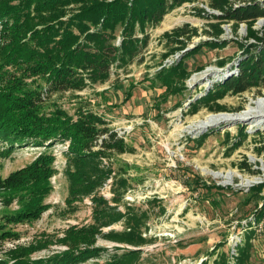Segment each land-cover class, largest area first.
<instances>
[{"label":"rangeland","instance_id":"rangeland-1","mask_svg":"<svg viewBox=\"0 0 264 264\" xmlns=\"http://www.w3.org/2000/svg\"><path fill=\"white\" fill-rule=\"evenodd\" d=\"M198 8L219 14L208 7L206 0L186 2L167 13L159 25L148 29L150 40L143 60L130 65L126 73L119 69V75H112L106 83L54 93L46 100V110L57 104L72 115L80 107L93 111L124 138L131 150L112 153L103 160L113 173L96 194L108 199L125 216L134 214L141 218L139 231L147 239L146 244L133 246L98 237L95 247L99 251L73 264H110L116 254L136 249L138 258L132 264H237L236 250L244 244L250 230L254 233L248 264H264V211L260 210L264 187L260 196L252 192L264 184V118L262 123H257L258 118L240 119L213 124L204 130H189L195 120L219 112L239 113L264 95V87L253 86L240 94L227 92L208 106L199 103L196 112L190 111L191 103L230 75L243 57L240 44L253 40L245 39L244 23L235 27L225 20L220 22L222 31L216 35L214 26L219 20L202 15ZM263 25L264 21L258 19L254 28L261 34ZM178 28L186 31L187 39L182 45L165 36ZM207 41L221 44L213 47ZM200 45L199 50L192 52ZM167 51L169 55L163 56ZM180 60L189 72L185 87L181 93L162 100L164 89L158 84L150 85L147 78ZM204 134L206 137L198 146L196 140ZM237 141L240 145L234 146ZM67 145L68 142L56 141L41 149L19 146L0 156V178L30 163L42 150L55 156L56 170L50 179L52 190L44 200L49 208L41 217L4 223L19 238L0 240V264L7 263L3 250L18 244L45 241V247L32 253L33 258L67 249L59 242L64 231L70 226L92 223L91 196L67 200ZM214 172L221 176H214ZM246 179L250 184L245 183ZM113 190L121 196L117 204L112 201ZM18 208L16 200L8 206L0 200V220ZM256 212L261 219L249 223ZM124 220L103 227L102 231L122 230Z\"/></svg>","mask_w":264,"mask_h":264},{"label":"trees","instance_id":"trees-1","mask_svg":"<svg viewBox=\"0 0 264 264\" xmlns=\"http://www.w3.org/2000/svg\"><path fill=\"white\" fill-rule=\"evenodd\" d=\"M193 1L198 0H0V156L19 146L46 148L56 141L68 142L67 200L91 196L93 203L92 223L70 226L59 238L67 249L33 258L32 253L45 247V241L27 246L18 244L3 250L6 264L80 262L99 251L95 247L98 237L133 246L147 243L139 231L141 218L134 214L125 216L110 205L108 199L96 194L113 173L103 160H108L112 153L131 150L124 138L93 111L80 107L72 115L57 104L46 110V100L54 93L106 83L112 75H119V69L126 73L130 65L143 60L150 40L148 29L159 25L174 8ZM206 1L208 7L219 14L205 8L197 10L219 20L214 26L216 35L222 31L221 21L232 22L235 27L244 23L245 39L253 42L240 44L243 57L234 66L235 71L191 103L192 113L199 109V103L208 106L227 92L240 94L253 86L264 87V33L254 28L258 19L264 21V0ZM185 35L183 28L165 33L167 40H175L180 45L185 43ZM206 43L213 47L221 44ZM169 51L163 56L169 55ZM188 75L180 60L161 67L147 81L150 85H160L164 89L160 97L167 100L170 95L183 91ZM205 137L206 134L196 140L198 146ZM239 142L233 145H240ZM261 147L264 151V144ZM54 161L52 153L42 150L30 163L0 178L1 203L8 206L16 200L19 205L15 213L2 216L0 240L19 238L18 233L6 228L4 223L37 220L49 208L44 200L52 190ZM121 183L126 186L125 180ZM263 187L264 184H260L252 192L260 196ZM112 193V201L117 204L121 196L116 190ZM261 200L260 210L264 211L263 196ZM255 214L249 223L261 219L257 217L259 213ZM123 218L124 229L102 231L103 227ZM252 233L254 231L250 230L244 244H239L236 250L237 264H248ZM136 250L116 254L110 264H132L138 258Z\"/></svg>","mask_w":264,"mask_h":264},{"label":"bare ground","instance_id":"bare-ground-1","mask_svg":"<svg viewBox=\"0 0 264 264\" xmlns=\"http://www.w3.org/2000/svg\"><path fill=\"white\" fill-rule=\"evenodd\" d=\"M230 69L226 70L229 71ZM232 72V71H231ZM230 74V73H229ZM228 75V74H227ZM253 105L249 106L247 109L239 112V113H227V112H219L214 114L206 115L203 119L195 120L190 126L189 130H204L206 127L218 124L220 122H234L240 119L243 120H251L257 119V123H262L261 119L264 118V95L258 96L254 101ZM42 147H37V149H41ZM254 159V158H252ZM214 176H221L220 172H214ZM250 180L246 179L245 183L250 184Z\"/></svg>","mask_w":264,"mask_h":264},{"label":"built area","instance_id":"built-area-1","mask_svg":"<svg viewBox=\"0 0 264 264\" xmlns=\"http://www.w3.org/2000/svg\"><path fill=\"white\" fill-rule=\"evenodd\" d=\"M263 20V19H262Z\"/></svg>","mask_w":264,"mask_h":264}]
</instances>
